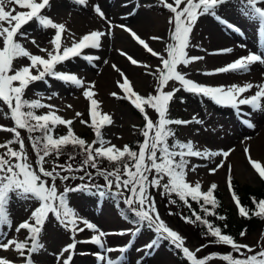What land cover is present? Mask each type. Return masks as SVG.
I'll return each instance as SVG.
<instances>
[{
  "label": "snow or ice",
  "instance_id": "snow-or-ice-1",
  "mask_svg": "<svg viewBox=\"0 0 264 264\" xmlns=\"http://www.w3.org/2000/svg\"><path fill=\"white\" fill-rule=\"evenodd\" d=\"M233 2L236 0H171V2L159 0V3L171 13L168 23L172 25V28L169 31L170 42L165 47L166 57L154 51L134 30L124 24L119 25L129 32L148 53L158 57L161 62V66L156 69L155 73H152L158 81L156 94H149L147 97L135 92L126 74L117 65H112V68L123 78V82L119 80L116 82L123 95L116 92L111 95L117 99L129 100L144 115L146 121L144 127L140 129L144 138L143 142L138 145L139 150L135 151L127 144L122 148L117 147L103 137L101 129L105 125H111L113 120L109 114L99 110L100 102L94 98V84L85 86V82L76 74L56 70L57 65L76 57L83 56V59L90 63L99 60L98 56L84 54V50L101 48L102 38L111 33V22L109 21L108 32L91 31L78 40L73 38L71 46H63L62 34L66 31V26L54 22L45 13V9L50 6V0H0V102L8 109L3 115L14 122L13 127L0 125V131L14 134L13 139L0 143V149H5L0 152V225L12 226L9 204L13 196L17 200L35 202L36 205L31 210L30 216L15 228L17 233L26 230V238L24 240L9 239L7 242L0 241V249L7 251L14 246L20 256H25L27 252L25 264H34L31 254L37 253L43 248L40 238L46 222L50 217H53L72 235L73 242L67 244L57 256L59 261L64 253H68L67 258L62 260V264H71L73 253L79 243H90L102 249L105 254L97 253L96 255L97 259L104 264H122L125 254L134 244V238L142 232L144 227L154 233V238L142 249H137L144 251L145 255H150L154 248H158L164 241H167L179 250L190 264H208L215 258L226 261L227 264H264V248L256 252L249 245L237 243L232 236L224 234L220 227L214 226L206 218L216 214L213 209L219 204L214 196L217 185L213 183L206 191H202L200 182L193 185L186 180L188 157L211 159L223 156L226 159L230 155V151L199 150L191 141L181 142L175 139V133L170 126L188 125L193 121L201 124L203 121L196 117H193L192 120L172 119L168 114L169 104L181 88L194 95L206 97L217 105L236 109L238 112H240L241 106L245 105L250 106L252 111H264V84L254 85L247 82L242 85L209 86L186 78V75L178 70L179 65L187 66L193 61L204 59L203 56H189L187 52L191 33L199 18L213 17L229 30L243 34L239 26L224 19L221 13L224 6ZM76 3L83 6L88 4V0H76ZM6 5H12V7ZM238 5L243 16L258 21L259 33L264 38V0H238ZM94 11L101 18L107 19L98 5L94 6ZM129 15L132 13L129 12ZM32 21L42 28L55 30V35L50 41L53 46L52 50L39 49L40 52L47 54V58L32 54L21 43V39H27V33L22 29ZM151 39L160 40L162 38L153 36ZM31 42L36 44L35 40ZM37 47L39 46L37 45ZM241 47L246 46L241 45ZM232 52V48H224L217 50L216 54ZM120 54L126 56L133 65L139 63L137 59L126 52L121 51ZM17 58H27L30 63L14 68V61ZM104 63L107 64L108 61L105 60ZM256 63L264 65V46L260 51H249L247 55L215 69L213 73H205V75L229 72L247 73ZM143 66L150 67L147 64ZM46 77H53L84 89L83 95L90 102L91 124L89 126L93 128L96 137L91 143L73 132L71 127L73 121L57 115L54 105L44 104L39 98L28 99L25 97L26 90L32 83L45 81ZM172 80L179 82L181 88L165 91L166 85ZM253 88L257 89L254 94L245 95ZM146 107L155 110L158 114V119L155 122L149 118ZM42 108H48L49 111L37 114L36 110ZM240 114L242 116L250 115V113L243 112ZM80 115L82 114L76 113V116ZM80 122L88 124V121L85 120ZM244 123L248 127L255 126L250 119H245ZM58 125L68 126L66 135L54 136V130ZM18 129H26L29 134L39 133V135L29 136L37 157L35 167L29 161L24 141ZM170 139H172V143H169ZM14 144L19 145L18 150L12 147ZM69 144L80 149V154L83 156L80 165L73 167L71 163L54 164L51 170H48L45 167L48 162L46 158L52 156L59 158L63 148ZM244 152L247 154L251 167L261 179H264V163L252 158L247 147ZM75 158V155L68 157L73 161ZM101 159H106L115 167L111 169L100 167L98 161ZM223 166L222 161L216 168L209 171L215 173L219 167ZM89 167L95 169L97 176L103 177L104 184L95 182L93 174L87 171ZM192 170L195 171V167ZM74 172L83 174L72 175ZM165 178L167 180L163 182ZM77 179L82 183L65 186L62 191L58 190L57 180ZM228 182L231 190V176H229ZM150 188H162L161 195L169 196L171 204L177 203L176 199H171L173 195L178 197L179 201L189 209L192 207L189 199L199 204L204 215L193 210L192 216L184 217L185 221L202 223L207 228L205 234L215 238L211 241L212 243L231 246L237 255L213 253L198 258L196 253L205 246L202 245L195 252L185 246L184 238L160 217L156 202L149 191ZM73 193H86L101 199L112 198L116 200L117 207H120L122 200L126 208L121 209V215L125 220H129V214H131L130 222L135 225L134 228L118 233L121 236L129 235L131 237L127 244L119 248L108 246L104 238L110 234L100 230L95 223L81 216L78 210L70 205V195ZM232 198L238 207L239 214L248 217L249 210L241 205V201L234 191H232ZM253 204L256 206V210L252 214L264 216V199L257 201L253 198ZM209 205L211 208L208 207ZM192 217L195 219L193 220ZM219 219L224 220L225 217L220 216ZM86 229L95 234L85 241L76 240V234L83 233ZM243 235L245 233L241 232V236ZM114 251L121 254L118 259L107 255ZM142 259L138 260L137 264H142ZM0 264H13V262L6 258H0Z\"/></svg>",
  "mask_w": 264,
  "mask_h": 264
},
{
  "label": "rangeland",
  "instance_id": "rangeland-1",
  "mask_svg": "<svg viewBox=\"0 0 264 264\" xmlns=\"http://www.w3.org/2000/svg\"><path fill=\"white\" fill-rule=\"evenodd\" d=\"M157 1L159 2V0H88V4L82 6L76 3V0H50V6L45 9V13L49 18L56 23H61L66 26V31L62 34L63 46H71L73 38L78 40L84 34H88L91 31L99 30L108 32L109 21L111 22V33L102 38L101 48L84 50V54L98 56L100 58L99 60L90 63L84 60L83 56L76 57L57 65L56 70L76 74L85 82V86L94 84V98L100 102L99 110L102 113L109 114L113 120L111 125H105L101 129L103 137L117 147L122 148L123 145L128 144L132 140V127L135 124H140V120L137 117H133L128 107L116 102L117 98L111 95L113 92L119 95L123 94L116 83L118 80L123 82V78L112 68V65H117L126 74L133 90L142 96H145L148 89L152 86H154V90L156 91L158 81L156 78L155 81L154 77H150L147 73H155L156 69L161 66L158 57H154L148 53L129 32L119 27V25L124 24L134 30L154 51L166 57L165 47L170 42L169 31L172 28V25L168 23L171 13L153 12L150 7L151 5L155 6L158 3ZM97 5L105 13L107 19L101 18L94 11V6ZM6 6L12 7V5ZM234 6L236 14L229 11V4L221 9L223 18L228 20L226 17L230 19H237L239 17V21L242 22L252 21L253 24L250 28L251 35L253 38H256L258 21L248 20L247 17L242 15L239 11L238 0L234 2ZM129 12L132 15H129ZM205 21L214 23L218 30L222 31L221 24L213 17L204 16L199 18L191 33L190 46L187 52L189 56H203L204 59L193 61L187 66L179 65L178 70L184 73L186 78L204 85H225L220 79L215 78L217 76L205 75V73H213L222 64L247 55V51L253 46H247L243 41H234L231 42L232 44H198L200 28ZM22 30L27 33V39H21V43H23L25 48L32 54L47 58V54L40 52L39 49L45 48L49 51L52 50L53 46L50 41L55 35V30L42 28L35 21L24 26ZM153 36H158L162 39L152 40L151 37ZM32 40H35L36 44H33L31 42ZM228 45H233L237 49L239 48L237 50L238 54L231 53L238 56L232 55L223 62L222 59L212 60L209 57L210 50L217 49L218 47L227 48ZM241 45H245L246 47H241ZM121 51L137 59L139 63L133 65L126 56L120 54ZM240 51L242 52L239 53ZM105 60L108 61L107 64L104 63ZM28 63L30 62L27 58H17L14 61V68H19ZM145 64L150 67L145 68L143 66ZM258 66L262 67L263 65L256 63L251 66L250 71L247 73L236 72L235 76L231 79L234 81L233 84H244V79L250 78V76L257 73ZM253 84H264V77L256 79ZM174 88H181V86L179 82L172 80L168 82L164 90L171 91ZM256 90V88H253L251 92L245 93V95L254 94ZM83 91V88L70 83H65L53 77H46L45 81L32 83L26 90L25 97L28 99L39 98L44 104L54 105L55 113L64 119L72 120L71 127L73 132L78 137H81L85 135V129L83 127L84 125L80 122V118L86 120V117H90V102L84 97ZM69 105L71 107H68ZM220 107L226 108L222 105L215 104L206 97L194 95L181 88L170 102L168 114L172 119L192 120L193 117H196L203 121L201 124L193 121L188 125H178L179 134L175 135V139L181 142L191 141L199 150L207 149L216 152L230 151V155L226 159L223 156H216L211 159L188 157L189 163L186 169V180L193 185L196 182H200L202 191L208 189L211 184L215 183L217 185L218 197L220 195L225 213L230 214L233 217L232 221L235 222V218H237L235 211L238 210V207L232 198L233 188L231 190L229 189V176H231V182L237 183L238 189L241 192L249 188L254 190L264 180L251 167L247 154L244 152L245 147H247L251 155V148L253 149L254 142L257 145L260 140L259 134L264 129V111H252L250 106H247V108L241 106L240 112L250 113L249 116H242L236 109L229 107L227 110ZM7 111L6 105L0 102V125L13 127L14 122L3 115ZM39 111L43 114L48 112L49 109L42 108ZM77 112L82 115L76 116ZM220 117H223L221 119L227 121L226 125L222 121L220 122ZM151 118L155 122L158 119V114L152 112ZM245 119H250L255 126L252 128L248 127L244 123ZM259 121H263V123ZM222 129L227 131L233 129L234 131L231 134H236V141L222 138ZM18 130L24 141L25 151L28 154L29 161L35 167L37 157L35 150L32 148L31 141L28 138L31 134L26 133L25 129ZM67 130L68 126L58 125L53 134L54 136L66 135ZM261 137L264 139V135ZM13 138V133L0 131V143H5L8 139ZM94 138L95 134L89 132L86 141L91 143ZM169 143H172V139L169 140ZM95 146L98 147L99 145ZM12 147L16 150L19 149L18 144H14ZM259 149L260 153H258V156L264 159V145L261 144ZM3 151L5 149H0V152ZM237 154H242L243 159H239ZM46 159L48 162L45 167L51 170V160ZM254 159L260 160L255 157ZM222 161L224 166L219 167L215 173H210L209 170L216 168ZM260 161L263 163L262 160ZM193 167H195V171L192 170ZM149 178L151 179V176ZM166 180L167 178L163 182H166ZM66 183L71 185L69 181ZM96 183L100 184L101 182ZM104 183L105 181L102 182V184ZM56 184L58 190L62 191L64 181L57 180ZM149 191L156 202L160 217L170 228L184 238L186 247L195 252L197 248H200L202 245L205 246L200 252L196 253L198 258H203L213 253L219 255L232 253L234 256L237 255L230 246H224L225 250L221 251H218L217 248H211L210 245L212 244L208 242L210 238H207L208 236L206 234L201 233L197 227L196 229L193 228L195 227L192 225L193 223L187 224L183 218L181 219L177 214L179 211H177L178 209L176 207L165 204V198L169 196L161 195L162 188H150ZM236 194L238 197L241 195L240 193V195L238 193ZM70 205L77 209L81 216L95 223L100 230L110 234L104 238L108 246L119 248L127 244L131 238L129 235L121 236L118 234L125 229L134 228L135 225L127 224L121 219V211L115 205L112 198L101 199L98 196L86 193H73L70 195ZM35 206V202L17 200L13 196L9 204L12 226L0 225V241L7 242L9 239L22 240L25 238L27 236L26 230H21V232L17 233L15 228L20 222H23L30 216V212ZM122 206L123 203L121 200L120 207ZM93 234L95 233L86 229L83 233L76 234V240H88ZM152 238H154V233L148 230L147 227H144L142 232L134 238V244L125 254L122 264H137V261L141 260V258H143L142 264H177L178 260L166 249L165 243L167 241H164L158 248H154L150 255H145L144 251L137 250L142 249ZM40 239L43 248L37 253L31 254V259L34 261V264H62V260L67 258L68 253H64L59 261L57 256L67 244L73 242L72 235L55 218L50 217L45 224ZM237 243L249 245L256 252L260 251L261 248H264V227L251 235L239 237ZM97 253L105 254L96 245L79 243L73 253L71 264H104V262L97 259ZM107 255L111 258L118 259L121 254L114 251ZM0 258H6L12 261L13 264H25L27 254L20 256L13 246L7 251L0 249ZM208 264H227V262L215 258L209 261Z\"/></svg>",
  "mask_w": 264,
  "mask_h": 264
},
{
  "label": "trees",
  "instance_id": "trees-1",
  "mask_svg": "<svg viewBox=\"0 0 264 264\" xmlns=\"http://www.w3.org/2000/svg\"><path fill=\"white\" fill-rule=\"evenodd\" d=\"M151 9L155 12V13H161V12H165L166 9L162 6H159L158 4H156L155 6H152ZM147 73V72H146ZM148 75L150 77H154V79L156 78L155 75H153L152 73H148ZM156 81V79H155ZM149 94L155 95L156 91L154 90V86H152L150 89H148V92L146 93V95L144 97H147ZM116 102H118L121 105H126L129 109V111L132 113L133 117H137L140 120V124H135L132 127V140L127 144L130 146V148L132 150L138 151V145L140 143L143 142V136L142 133L140 132V129L144 127L146 121L144 119V115L141 114L139 112L138 109H136L134 107V105L131 104V102L129 100H125V99H116ZM37 114H42L40 113L39 109L36 110ZM146 112L149 116V118H151V113L155 112V110L146 107ZM152 119V118H151ZM88 121V124H83L84 126V136H81L80 138H83L86 140V138L89 136V132H91L92 134H95L94 130L92 127H90L89 125L91 124V121L86 117V120ZM175 135L178 134L177 132V128L172 127ZM26 133L27 130L25 129ZM31 135H39V133H32ZM29 138V137H28ZM96 139V137L94 138ZM93 139V140H94ZM69 155H75L76 158L75 160H69L68 157ZM48 159L51 160L52 163V167L54 166V164H65V163H71L73 165V167H78L83 159V156L80 154V149L79 148H74L71 144L67 145L66 147L63 148L62 150V154L59 156V158H56L55 156L49 157ZM98 165L102 168H107V169H111L112 167H115L114 164H111L109 161H107L106 159H101L98 161ZM59 171V169H57ZM88 172H91L93 174V178L95 179V182H101L100 184H102L103 177L97 176L95 174V169L92 168H87ZM78 174V175H77ZM83 173L80 172H74L72 173V175H82ZM64 182H68V181H64ZM69 182L71 183V186L76 185L77 183H81V181L77 180H69ZM66 185H68L67 183H65ZM234 189H235V193H240V201H241V205L244 206L246 209L249 210V216L245 217V216H241L239 214V210L235 211V215H237V218H235V222L232 221V218L230 214L225 213L224 211V205H222L221 199H220V195L218 197V193H217V189L214 190V196L215 198L219 201L218 206L213 209V211L216 213L215 215H210L207 216L206 218L216 227H220L222 229V232L224 234H228L230 236H232L234 238V240H237L239 237L241 236V232H244L245 236L251 235L252 233L256 232L259 229H262L264 227V216H256L253 215L252 213L256 210V206L253 204V198H255L257 201H259L260 199H264V183H262L259 187L253 189H246L245 191H240L238 189L237 185H234ZM206 191V190H203ZM166 197V196H165ZM169 199L170 197H166L165 198V204L168 205H173L174 207H176L179 211V213H177L179 215V217L182 219H184V217L186 216H192V211L195 210L196 212L200 213L202 216L204 215L203 211L200 208V205L197 204L194 201H191L189 199V203H191L192 207L191 209H189L186 205L183 204V202L179 201L178 197H176L175 195H173L171 197V199H176L177 203L176 204H171L169 203ZM115 204L116 200H114ZM202 203V201H201ZM209 208H211V206H208ZM122 208H126L125 205L122 206ZM121 208V209H122ZM223 216L225 217L224 220H220L219 217ZM129 220H125L122 216V219L125 220L127 223H131V214H129ZM192 219L194 220L195 218L192 217ZM185 221V219H184ZM186 222V221H185ZM188 224V222H186ZM192 224V223H190ZM192 225H194L196 229V227L200 230L201 233L205 234L207 232V228L205 225H203L200 222H195ZM207 238H210V241H208L209 243H211L212 245L211 248H217L218 251L221 250H225L224 245L223 244H216V243H212L211 241H213L215 238L211 237L210 235H207ZM26 238V237H25ZM24 238V239H25ZM167 248L168 250L171 251V253H173L175 255L176 260H178L177 264H190L182 255V253L175 249L174 246H172L169 242H166ZM226 247V246H225Z\"/></svg>",
  "mask_w": 264,
  "mask_h": 264
},
{
  "label": "bare ground",
  "instance_id": "bare-ground-1",
  "mask_svg": "<svg viewBox=\"0 0 264 264\" xmlns=\"http://www.w3.org/2000/svg\"><path fill=\"white\" fill-rule=\"evenodd\" d=\"M229 11L233 12L236 14V9H235V6H234V2L233 3H230L229 4ZM236 22H239L242 24V26L245 28L247 34H248V37L243 41L244 43L248 44V45H251V46H255L256 45V38H253L252 35H251V26H252V21H244L243 23L238 21V18L235 20ZM253 33V32H252ZM199 36H198V39L199 41L197 42L198 44L202 43V44H216V43H231V39L233 38V34L230 33L228 30H224L222 29V31H219L218 28L216 27V25L214 23H211L210 21H205L204 24L201 25V28H200V32H199ZM228 48H232L233 49V52L234 54H238L237 49L236 47H234L233 45H228ZM217 49H224L223 47L222 48H217ZM217 49H213V50H210V51H215ZM242 51H240L239 53H241ZM233 54L229 53V54H226V55H220V56H215V55H210L209 57L212 59V60H217V59H222V62L227 60L229 57H231ZM233 56H238V55H233ZM258 71L255 75L253 76H250V78H246L244 79V83H247V82H251L253 83L256 79H259L260 77H264V65L262 67H257ZM235 76V73L234 72H231V73H228V74H225V75H218V77H215L216 79H220L222 81L223 84H225V86H228V85H231L234 83V81H232L231 79ZM223 117H220L219 120L220 122L222 121L225 125L227 123L226 120L224 119H221ZM264 121V120H263ZM263 121H259L260 123H263ZM252 128V127H251ZM224 130V131H223ZM232 131H234L233 129L231 130H225V129H222V138H226L227 140L228 139H231V140H235L237 139V136L236 134H231L233 133ZM264 135V129L260 132L259 136H260V140L258 141V144L255 145V142H254V146H253V149L251 148V155L252 157L254 158H258L260 160L263 161L264 163V159L263 158H260L258 156V153H260V149H259V146L261 144L264 145V139L261 137ZM263 140V141H262ZM252 144V143H251ZM237 156L239 157V159H243L242 158V154H237Z\"/></svg>",
  "mask_w": 264,
  "mask_h": 264
}]
</instances>
